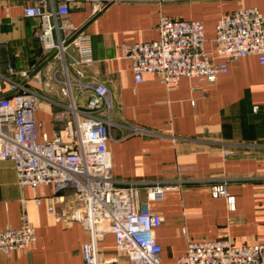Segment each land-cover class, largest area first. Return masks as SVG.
<instances>
[{"label": "crops", "instance_id": "obj_1", "mask_svg": "<svg viewBox=\"0 0 264 264\" xmlns=\"http://www.w3.org/2000/svg\"><path fill=\"white\" fill-rule=\"evenodd\" d=\"M28 5L27 0H0V73L9 65L30 69L44 63L37 22L23 16ZM240 6L264 15V0H145L112 3L95 17L84 3L67 17L91 37L94 63L87 73L106 87L115 124L124 121L153 132L117 140L120 133L113 127L106 148L118 183L168 186L161 200L149 203L162 218L155 238L163 264H175L191 240L264 243V65L254 56L242 57L228 63L214 82L181 79L168 89L151 74L136 83L121 46L157 40L156 26L164 15L200 21L205 50L212 53L216 22ZM0 86L3 91L5 85ZM52 110L40 101L35 113L48 135L54 128ZM224 151L229 152L225 157ZM218 184H224L227 196L212 197L211 187ZM52 194L45 185L20 187L13 164L0 161V231L18 228L25 214L36 236L27 249L0 254V264H84L81 245L89 233L47 212L45 198ZM139 200L145 201L143 188ZM98 255L115 257L111 234L98 244ZM111 264L128 262L119 257Z\"/></svg>", "mask_w": 264, "mask_h": 264}, {"label": "built area", "instance_id": "obj_2", "mask_svg": "<svg viewBox=\"0 0 264 264\" xmlns=\"http://www.w3.org/2000/svg\"><path fill=\"white\" fill-rule=\"evenodd\" d=\"M27 1L30 5L23 8V16L37 22L35 37L44 63L30 69L9 65L0 73V83L5 85L3 91L0 86V161L13 164L20 187L35 190L45 185L52 189L45 203L56 221L78 223L88 231L89 241L81 245L84 264H111L119 257L128 264H163L155 238L162 218L149 203L161 200L168 186L118 183L106 148L113 139V127L120 133L117 140L153 132L124 121L115 124L106 87L87 73L94 63L91 37L67 19L72 8L84 3L95 17L112 3L145 0ZM156 30L157 40L121 46L136 83L145 74L157 77L168 89L181 79L214 82L228 63L247 56L264 65V15L254 7L240 6L218 19L212 53L205 50L200 21L160 15ZM40 101L53 107L50 122L54 128L49 135L43 123L35 120ZM228 154L223 152L224 157ZM141 188L145 201L139 200ZM211 195L227 196L224 184L213 185ZM227 202L233 209V199L227 197ZM107 234L114 239L112 259L98 255V244ZM35 239L34 227L22 214L18 228L0 231V254L27 249ZM175 264H264V243L191 240Z\"/></svg>", "mask_w": 264, "mask_h": 264}, {"label": "rangeland", "instance_id": "obj_3", "mask_svg": "<svg viewBox=\"0 0 264 264\" xmlns=\"http://www.w3.org/2000/svg\"><path fill=\"white\" fill-rule=\"evenodd\" d=\"M46 110H47V108H46Z\"/></svg>", "mask_w": 264, "mask_h": 264}]
</instances>
